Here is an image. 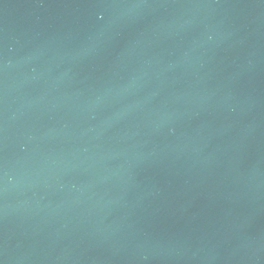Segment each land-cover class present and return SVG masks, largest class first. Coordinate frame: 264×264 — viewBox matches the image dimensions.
I'll list each match as a JSON object with an SVG mask.
<instances>
[{
  "label": "water",
  "instance_id": "obj_1",
  "mask_svg": "<svg viewBox=\"0 0 264 264\" xmlns=\"http://www.w3.org/2000/svg\"><path fill=\"white\" fill-rule=\"evenodd\" d=\"M0 264H264V0H0Z\"/></svg>",
  "mask_w": 264,
  "mask_h": 264
}]
</instances>
